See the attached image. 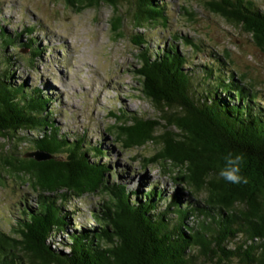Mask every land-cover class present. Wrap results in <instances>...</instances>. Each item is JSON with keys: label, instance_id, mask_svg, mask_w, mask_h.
Masks as SVG:
<instances>
[{"label": "trees", "instance_id": "trees-1", "mask_svg": "<svg viewBox=\"0 0 264 264\" xmlns=\"http://www.w3.org/2000/svg\"><path fill=\"white\" fill-rule=\"evenodd\" d=\"M131 1L136 28L167 26L165 0ZM66 2L79 11L110 5L115 12L112 29L123 34L121 0ZM205 2L264 52V9L255 0ZM34 27L28 26L27 34ZM20 36L0 30V137L16 141V150L27 143L28 152L57 158L38 161L16 150L2 158L1 166L31 184L39 197L35 207L22 210L12 233L0 230V264H264V94L246 81V73L234 69L228 52L190 68L188 55L174 44L154 48L137 32L132 38L140 46L139 90L160 114L151 118L124 107L111 112L116 139L125 148L148 142L158 146L143 165L160 164L193 194H204L200 203L177 193L168 197L156 182L146 191L111 183L109 166L89 155L102 157L103 147L87 144L85 135L71 140L61 133L51 96L11 71L15 51L6 47L16 48ZM32 42L25 47L35 57L40 49ZM229 152L243 155L241 175L247 183L219 178ZM96 192L109 199L92 213L95 225L70 231L63 205ZM239 235L242 242L229 248ZM60 242L68 250H59Z\"/></svg>", "mask_w": 264, "mask_h": 264}, {"label": "rangeland", "instance_id": "rangeland-1", "mask_svg": "<svg viewBox=\"0 0 264 264\" xmlns=\"http://www.w3.org/2000/svg\"><path fill=\"white\" fill-rule=\"evenodd\" d=\"M255 1L264 9V0ZM165 2L169 5L167 26L154 24L142 29L136 28L131 20L135 4L121 0L119 12L124 15V22L123 34L119 35L112 29L114 9L106 3L79 11L66 0H0V30L12 36L21 33L16 48L6 47L10 52L15 51L16 61L11 64V71L20 81H27L29 87L41 88L51 96L53 120L61 133L71 140L85 135L87 144L103 147L102 157L89 155L91 160L97 158L109 166L106 175L111 183L119 181L146 191L150 183L156 182L168 197L177 193L183 200L202 203L204 194H193L170 172H164L160 164L143 165L158 146L148 142L142 147L125 148L110 130L117 122L111 112H117L119 107L151 118L160 114L139 90L140 46L132 37L143 32L154 48L174 44L181 54L188 55L190 68L210 62L212 54L228 52L234 69L239 74L246 73V81L253 82L254 88L263 94L264 52L251 42L246 32L214 12L205 0ZM32 25L35 31L27 34L26 28ZM185 37L198 48L187 44ZM30 40L40 49L35 57L25 47ZM161 129L157 131L162 132ZM15 143L0 137V162L7 151L16 150ZM28 147L29 144L21 143L16 151L25 155L30 151ZM38 197L31 184L9 174L0 164V230L12 233L22 210L35 207ZM108 199L107 193L96 192L65 202L63 209L71 222L68 229L95 225L92 213L102 209ZM239 239L242 236L228 247L234 248L242 242ZM58 247L68 250L62 242Z\"/></svg>", "mask_w": 264, "mask_h": 264}, {"label": "clouds", "instance_id": "clouds-1", "mask_svg": "<svg viewBox=\"0 0 264 264\" xmlns=\"http://www.w3.org/2000/svg\"><path fill=\"white\" fill-rule=\"evenodd\" d=\"M224 167L219 171V178L231 184L247 183V178L241 175L242 154L227 153L224 157Z\"/></svg>", "mask_w": 264, "mask_h": 264}, {"label": "water", "instance_id": "water-1", "mask_svg": "<svg viewBox=\"0 0 264 264\" xmlns=\"http://www.w3.org/2000/svg\"><path fill=\"white\" fill-rule=\"evenodd\" d=\"M26 157H32V158H35L36 160L40 161V160H46V159H49V158H57L53 155H50L46 152H43V151H33V152H28L27 154H25Z\"/></svg>", "mask_w": 264, "mask_h": 264}]
</instances>
